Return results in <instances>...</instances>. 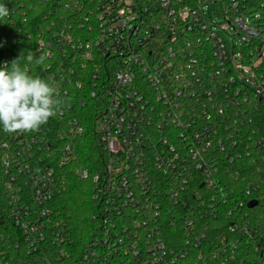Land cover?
<instances>
[{
    "label": "built area",
    "instance_id": "1",
    "mask_svg": "<svg viewBox=\"0 0 264 264\" xmlns=\"http://www.w3.org/2000/svg\"><path fill=\"white\" fill-rule=\"evenodd\" d=\"M259 8L264 0H83L78 22L40 27L38 57L58 67L36 64L34 76L51 78L63 104L35 131H0V264H264V221L251 211L264 178L235 166L264 159ZM212 9L221 21H209ZM254 57L249 85L238 63ZM89 128L103 159L82 157ZM70 174L93 186V227L79 239L53 205Z\"/></svg>",
    "mask_w": 264,
    "mask_h": 264
},
{
    "label": "trees",
    "instance_id": "2",
    "mask_svg": "<svg viewBox=\"0 0 264 264\" xmlns=\"http://www.w3.org/2000/svg\"><path fill=\"white\" fill-rule=\"evenodd\" d=\"M82 1L83 0H55L53 2H40L39 0H19L18 2L10 3L0 1L8 8L6 16L0 18V54L5 52L9 56L10 61H12L20 55L22 57L27 55L28 51H30L34 58H38L39 53L35 50L34 42L37 39L39 28H44L49 22L54 20L53 18H55V21L62 24L63 20L58 16H61L65 21L72 20L71 22H78V18L75 15H79L80 10L77 9V6ZM28 34L31 35L33 42H31L32 40H30ZM45 36L47 35H42V37ZM1 57L2 56H0V59ZM57 58V56H54L52 60H49L48 57H45L43 63H50L56 68L58 67ZM36 64L37 63L33 62L29 65L31 69H34L30 72L32 75H34V72L39 73L35 68ZM66 72L68 73V70H66ZM255 127L257 130L261 128L264 129V120L262 122H256ZM262 134L264 135V131ZM91 135L93 136L92 129L89 128L87 133L80 140L83 143V146L80 148L82 157L85 155L84 152L89 150L94 160L99 159V157L103 159L105 156L101 153L96 143V137H90ZM89 138H91L92 141H89ZM241 150L242 147H240V149L238 147L236 153ZM240 157L237 158L235 166L241 167V169H239L241 173L246 176L252 175V178L255 180L264 178L263 157ZM63 180L65 182L64 190L56 197L53 203L55 218L61 222L73 237L79 239L81 235L88 234L93 227V186L90 181L81 180L72 174L65 176ZM240 180L241 179L235 181V177L231 176V181H233V183L240 182ZM261 195L262 193L257 194L259 198H261ZM259 200L261 203L251 211H254V215H257L256 217L264 221V201L261 199Z\"/></svg>",
    "mask_w": 264,
    "mask_h": 264
},
{
    "label": "clouds",
    "instance_id": "3",
    "mask_svg": "<svg viewBox=\"0 0 264 264\" xmlns=\"http://www.w3.org/2000/svg\"><path fill=\"white\" fill-rule=\"evenodd\" d=\"M7 12V6L0 2V18ZM43 60L28 51L27 55L0 65V131H35L60 110L63 101L55 82L29 71L28 65Z\"/></svg>",
    "mask_w": 264,
    "mask_h": 264
},
{
    "label": "rangeland",
    "instance_id": "4",
    "mask_svg": "<svg viewBox=\"0 0 264 264\" xmlns=\"http://www.w3.org/2000/svg\"><path fill=\"white\" fill-rule=\"evenodd\" d=\"M250 12H252L251 14L254 16L255 14H259L261 17L260 19H262V22H264V9L262 8H259V9H250ZM211 13H212V18H209V21L211 20H215V21H221V19L217 18L215 16V13L213 11V9L211 10ZM253 18V17H252ZM221 34L223 35L224 39L226 40L227 42V45H228V50L229 52L232 51V49L234 48V44L236 43V51H240V48H241V41H240V37L232 32V31H225V30H221L220 31ZM258 58L257 57H254L252 59L253 63L250 62V61H245V62H239L238 65L239 67L241 68V71H244V69L248 68V69H251L252 65H255L257 64L258 62ZM237 75L238 77L243 81L245 82L246 84H249V85H255L254 84V80L256 82H258L257 78H256V75H255V72L251 69L250 70V73H244V75H242L239 71L237 72ZM252 78V79H251ZM90 232V231H89ZM89 234V233H88ZM87 233L84 234V235H81L80 238L88 235Z\"/></svg>",
    "mask_w": 264,
    "mask_h": 264
},
{
    "label": "water",
    "instance_id": "5",
    "mask_svg": "<svg viewBox=\"0 0 264 264\" xmlns=\"http://www.w3.org/2000/svg\"><path fill=\"white\" fill-rule=\"evenodd\" d=\"M257 204H258V201L253 200V201H251V202L249 203V207H254V206H256Z\"/></svg>",
    "mask_w": 264,
    "mask_h": 264
}]
</instances>
